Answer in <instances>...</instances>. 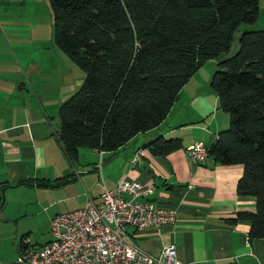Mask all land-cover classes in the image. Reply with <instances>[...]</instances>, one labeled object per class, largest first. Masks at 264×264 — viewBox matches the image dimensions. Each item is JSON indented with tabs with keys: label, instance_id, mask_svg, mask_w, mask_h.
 <instances>
[{
	"label": "crops",
	"instance_id": "crops-1",
	"mask_svg": "<svg viewBox=\"0 0 264 264\" xmlns=\"http://www.w3.org/2000/svg\"><path fill=\"white\" fill-rule=\"evenodd\" d=\"M53 43L49 0H0V188H29L37 204L45 202L43 192L52 195V218L83 207L89 198L97 201L105 187L136 180L153 188L155 204L176 213L172 223L130 229L144 251L157 254L172 244L182 264H264V238L248 239L251 220L232 222L238 212L256 211L255 196L237 193L243 165L211 158L195 163L186 153L197 142L212 145L228 126L210 86L217 61L208 60L191 76L157 127L116 151L81 147L72 162L55 134L52 118L60 103L53 99H67L84 73L55 54ZM156 137L178 138L180 146L155 155L145 144ZM1 199L0 192V210Z\"/></svg>",
	"mask_w": 264,
	"mask_h": 264
},
{
	"label": "trees",
	"instance_id": "trees-1",
	"mask_svg": "<svg viewBox=\"0 0 264 264\" xmlns=\"http://www.w3.org/2000/svg\"><path fill=\"white\" fill-rule=\"evenodd\" d=\"M49 3L54 43L84 73L58 110L55 134L67 158L75 161L81 147L116 151L157 127L184 84L215 59L210 86L229 121L206 159L243 165L237 193L255 196L256 211L232 222L248 218V239L264 238V27L243 31L228 55L239 25L256 21L259 0ZM145 146L164 156L180 140L156 137Z\"/></svg>",
	"mask_w": 264,
	"mask_h": 264
},
{
	"label": "built area",
	"instance_id": "built-area-1",
	"mask_svg": "<svg viewBox=\"0 0 264 264\" xmlns=\"http://www.w3.org/2000/svg\"><path fill=\"white\" fill-rule=\"evenodd\" d=\"M186 153L193 162L203 163L207 146L197 142ZM152 193V187L136 180L105 187L97 201L89 198L83 207L55 214L48 241L34 245L24 236L11 264H182L174 245L152 254L132 238L131 228L160 227L176 219L173 209L150 199Z\"/></svg>",
	"mask_w": 264,
	"mask_h": 264
},
{
	"label": "rangeland",
	"instance_id": "rangeland-1",
	"mask_svg": "<svg viewBox=\"0 0 264 264\" xmlns=\"http://www.w3.org/2000/svg\"><path fill=\"white\" fill-rule=\"evenodd\" d=\"M263 27L264 0H259V14L256 21L253 23L244 22L239 25L228 55L231 56L237 51L239 47L238 38L243 31L256 30ZM54 44L55 43H53L55 51H58L54 53H59L61 57L68 59L62 52L56 50L57 48ZM40 52L42 58H46L45 53L41 50ZM55 58L57 57L55 56ZM69 61L71 63V60ZM208 63L209 62H206L205 65H208ZM56 98L53 100L56 102L58 101L60 104L62 101L66 100L62 99L61 101V99ZM60 104L56 107V111H54V117H57ZM56 117L52 118V124L57 130L59 124ZM0 192L2 195L1 204L3 203V207L0 210V264H11L16 260V244L23 233L27 234L26 237L32 244L43 243L51 238L49 222L52 209H50L49 203L53 196H44L46 192H43L42 200H45V202L37 204L34 201L33 191L29 188L6 189L1 187Z\"/></svg>",
	"mask_w": 264,
	"mask_h": 264
},
{
	"label": "water",
	"instance_id": "water-1",
	"mask_svg": "<svg viewBox=\"0 0 264 264\" xmlns=\"http://www.w3.org/2000/svg\"><path fill=\"white\" fill-rule=\"evenodd\" d=\"M4 198V197H3Z\"/></svg>",
	"mask_w": 264,
	"mask_h": 264
}]
</instances>
